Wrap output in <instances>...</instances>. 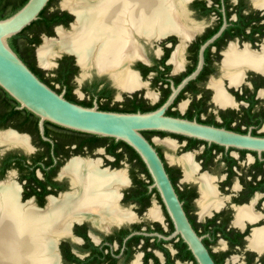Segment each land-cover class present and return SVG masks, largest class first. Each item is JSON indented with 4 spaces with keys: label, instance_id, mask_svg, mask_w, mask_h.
Returning <instances> with one entry per match:
<instances>
[{
    "label": "flooded vegetation",
    "instance_id": "obj_1",
    "mask_svg": "<svg viewBox=\"0 0 264 264\" xmlns=\"http://www.w3.org/2000/svg\"><path fill=\"white\" fill-rule=\"evenodd\" d=\"M63 1L48 0L31 29L39 39L37 67L43 37L70 33L83 22L78 10L113 2L76 0L71 8ZM123 3L94 40L97 50L119 35L121 56L100 65L94 54L83 66L75 52L62 50L55 66L42 68L50 75L66 70L59 93L116 112L153 111L173 95L165 115L264 141V0H153L146 22L139 1ZM120 69L122 78L129 72L125 82ZM144 131L177 195L182 225L127 143L47 120L41 131L38 116L0 103V132L27 141L0 142V183L14 185L18 203L41 212L51 200L72 196L56 223L34 232L41 251L48 243L51 263L203 264L189 240L195 239L206 264H264V147ZM74 159L122 171L126 181L113 185L116 198L82 203L80 181L68 167Z\"/></svg>",
    "mask_w": 264,
    "mask_h": 264
},
{
    "label": "water",
    "instance_id": "obj_2",
    "mask_svg": "<svg viewBox=\"0 0 264 264\" xmlns=\"http://www.w3.org/2000/svg\"><path fill=\"white\" fill-rule=\"evenodd\" d=\"M76 0H64L63 5L73 8ZM105 1V0H104ZM123 0L105 2L98 8L78 10L83 21L73 25L70 33L58 31L59 38L47 39L37 47V63L44 69L56 65L62 50L76 54L122 3ZM48 0H27L11 15L0 19V87L9 94L19 108L26 109L42 122L47 120L72 130L113 137L131 146L144 162L152 178V186L159 191L164 203L174 213L178 224H183L179 213L180 204L163 162L152 143L143 135L144 130H158L171 133L199 135L217 142L251 147H264V141L248 139L222 129L208 127L185 119L164 114L172 96L160 108L147 112H116L85 107L66 99L63 92H57L43 82L11 48L8 38L19 33L38 18ZM70 163L95 165V162L72 160ZM191 241L197 258L203 264L207 259L195 239Z\"/></svg>",
    "mask_w": 264,
    "mask_h": 264
},
{
    "label": "bare ground",
    "instance_id": "obj_3",
    "mask_svg": "<svg viewBox=\"0 0 264 264\" xmlns=\"http://www.w3.org/2000/svg\"><path fill=\"white\" fill-rule=\"evenodd\" d=\"M129 1L130 0H123L122 2L127 4ZM137 1L141 3L142 15L144 18L143 21L146 22L149 13L152 11L153 0ZM117 8L112 13V16L113 14L115 15ZM108 19L96 32L107 27ZM111 29L114 32H118L114 27H111ZM95 33L76 54L79 62L83 66L89 64L88 62H90L92 55L94 54L100 65H102V63L108 64L119 57L121 51L125 47L118 35L116 39H113L110 42L105 40V42L96 50L94 40L97 36ZM118 33L120 34V31ZM95 50L96 52H94ZM120 71L123 70L120 69L119 72ZM119 72L117 77L124 79L123 82H125V71L123 72L125 73L124 78H122L123 74L121 72L120 74ZM127 73L129 74V72ZM127 78L131 81L133 76L129 75ZM126 84L128 83H125V86ZM3 141H9L24 146L27 145V141L23 136L10 132H0V142ZM68 167L73 175V181H80L81 191L83 193L81 196L82 203L91 201L97 202L98 200L101 201V199L111 201L117 196L115 194L116 189L113 185L115 183H124L126 181L122 171L114 173L98 171L97 166L95 165L78 163H69ZM67 197H64L65 199L61 200H51L46 210L41 212L35 210L31 206L24 207L20 205L17 200V188L14 185L11 183H0V264H52L51 261H53V256L48 252V243L45 244V250L47 251H41V246L38 242H43L41 240L42 238L38 233L35 237L34 232L40 233V231L46 226L56 223V220L58 219L57 217L67 209L68 198H71L72 196L70 195L68 198Z\"/></svg>",
    "mask_w": 264,
    "mask_h": 264
},
{
    "label": "trees",
    "instance_id": "obj_4",
    "mask_svg": "<svg viewBox=\"0 0 264 264\" xmlns=\"http://www.w3.org/2000/svg\"><path fill=\"white\" fill-rule=\"evenodd\" d=\"M26 1L27 0H0V19L5 18L11 15L12 13H14ZM46 7L47 6L43 8V10L40 12V15L45 12ZM35 23H36V20L32 21L29 25L24 27L19 33L8 38L9 45L18 54V56L26 63V65L43 82H45L55 91L59 92L61 91V88L57 87L56 84L63 83V80L66 77V70H62V67H59L54 70L53 75H50L48 74L46 70L36 66V61H35L33 50H34V46L39 43V39L31 31ZM0 103L6 104V105H9V104L18 105V102H16L1 87H0ZM16 111H19V110L17 109ZM146 132L147 131H142L143 134ZM128 147L130 151L133 152L134 157H136L140 161V163L143 165L146 171L145 164L141 161L140 156L130 146Z\"/></svg>",
    "mask_w": 264,
    "mask_h": 264
}]
</instances>
